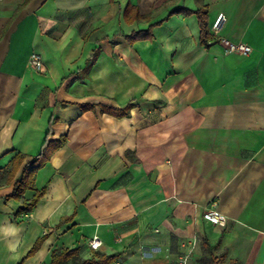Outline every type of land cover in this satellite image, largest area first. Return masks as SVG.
Returning <instances> with one entry per match:
<instances>
[{
  "label": "crops",
  "instance_id": "crops-1",
  "mask_svg": "<svg viewBox=\"0 0 264 264\" xmlns=\"http://www.w3.org/2000/svg\"><path fill=\"white\" fill-rule=\"evenodd\" d=\"M200 7L207 46L194 13L167 16ZM219 37L252 50L224 54ZM61 137L15 218L13 156ZM212 205L224 227L204 221ZM74 248L120 254L111 264H264V0H0V264Z\"/></svg>",
  "mask_w": 264,
  "mask_h": 264
},
{
  "label": "trees",
  "instance_id": "trees-1",
  "mask_svg": "<svg viewBox=\"0 0 264 264\" xmlns=\"http://www.w3.org/2000/svg\"><path fill=\"white\" fill-rule=\"evenodd\" d=\"M133 8H128L126 11H130ZM134 10V9H133ZM134 18H139L138 12L135 11ZM176 12H183L185 14L188 13H194L197 17L199 29H200V42L207 46L209 35L207 33V27H206V18H207V10L205 7L196 8L194 11H190L183 8H178L175 10H172L169 12V15L176 13ZM151 36L150 29H147L143 33H136L133 35L126 36L127 40L129 42H133V40L137 39H145ZM94 56L92 58L91 63L94 61ZM90 65V64H89ZM89 65L87 67H89ZM131 108V104H127L126 106L122 108L117 107H109V106H102L101 111L105 112L107 114L116 116V117H125L129 115V110ZM49 133V132H48ZM47 133V134H48ZM64 142V137L59 138L58 140H48L47 138L43 141V144L41 146V149L38 154L34 155L30 160L25 162L23 164V160L25 158L24 154L18 153L15 156H13V159L11 160V169L8 172V176L12 177L16 170L20 168L19 174L15 177L14 183L12 184V190L7 195L8 198L17 200L21 205L18 208L17 212L15 213V218L21 219L26 214L28 215L29 212H31L34 207L36 206L37 202L39 201L40 197L42 196V191H37L32 198L29 200L25 199L23 194L25 192V189H31L34 187V176L37 170H39L40 167H42L45 162L48 160L50 154L60 147ZM45 238V235L39 238L35 244L33 245L32 249L30 250L29 254L33 253L35 250L38 249V247L41 244V241ZM79 248L74 249H55L52 251L51 255V262L50 264H111L114 262L120 254L114 253V254H99L95 253L89 258H81ZM224 257L222 256H216V257H210L208 264H218V259ZM225 264H237L234 260H230L226 262Z\"/></svg>",
  "mask_w": 264,
  "mask_h": 264
},
{
  "label": "built area",
  "instance_id": "built-area-1",
  "mask_svg": "<svg viewBox=\"0 0 264 264\" xmlns=\"http://www.w3.org/2000/svg\"><path fill=\"white\" fill-rule=\"evenodd\" d=\"M226 21L225 15L219 16L216 23L214 24V33L216 35L219 34L220 30L222 29L223 24ZM219 42L223 47L224 54H240V55H247L251 52L252 48L246 43L243 42H235L231 41L224 37H219ZM41 55L37 52H32L28 57V66L35 70V71H42L44 70V64ZM203 219L204 221L211 223L213 225L224 227L227 223V217L219 210L215 208V206H208L203 211ZM101 244V240L97 236H93L89 242L88 246L91 249L99 248ZM187 256H183L177 260L175 264H186L187 263Z\"/></svg>",
  "mask_w": 264,
  "mask_h": 264
}]
</instances>
